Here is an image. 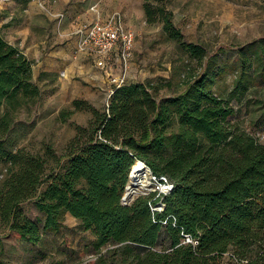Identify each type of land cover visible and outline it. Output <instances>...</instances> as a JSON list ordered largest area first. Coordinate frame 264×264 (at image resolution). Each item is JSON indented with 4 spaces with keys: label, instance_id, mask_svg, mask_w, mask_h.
Listing matches in <instances>:
<instances>
[{
    "label": "trees",
    "instance_id": "16d2710c",
    "mask_svg": "<svg viewBox=\"0 0 264 264\" xmlns=\"http://www.w3.org/2000/svg\"><path fill=\"white\" fill-rule=\"evenodd\" d=\"M162 1L144 0L146 23L162 24L167 38L202 66L206 51L183 40ZM250 56L239 50L248 68L256 58ZM32 67L0 33V162L7 165L0 221L21 241L36 245L43 234L58 233L69 214L95 238L93 264H235L230 252L237 264H264V144L232 123L234 109L211 90L206 73L161 100L149 84L126 83L112 88L103 111L73 101L74 111L90 109L92 118L77 127L67 164L61 167L60 158L46 173L42 157L11 153L6 144L13 111L40 95ZM138 161L174 183L160 212L150 207L159 201L154 193L122 203ZM130 184L140 191L132 177ZM30 199L43 221L25 216L21 205Z\"/></svg>",
    "mask_w": 264,
    "mask_h": 264
},
{
    "label": "rangeland",
    "instance_id": "374dc122",
    "mask_svg": "<svg viewBox=\"0 0 264 264\" xmlns=\"http://www.w3.org/2000/svg\"><path fill=\"white\" fill-rule=\"evenodd\" d=\"M0 1L12 5L6 10L8 13L0 12V33L32 61L33 82L40 89L37 100L24 102L13 111L12 128L6 136L7 149L11 153L42 157L49 173L67 155L77 127H86L92 118L90 109L74 111L73 101H83L99 111L106 109L112 79L122 74L123 67L112 54L108 72L111 76L93 62L83 72L78 71L80 68L47 69L48 58L54 57L52 51L68 47L67 29L76 18H70L72 6L87 9L97 0ZM143 4L144 0H102L101 4L104 9L121 11L136 35L126 83L149 84L156 90L157 100H161L182 94L191 82L190 76L206 73L211 90L234 109L232 123L264 144V0H163L160 3L172 13L183 40L206 51L202 66L167 38L162 24L146 23ZM59 14L63 15L62 19L57 17ZM66 21H69L67 28ZM17 26L28 29L26 37L19 38L8 31ZM31 49L37 50L34 56L29 54ZM239 50L256 57L251 68L242 65ZM56 59L72 61L70 57ZM218 69L220 74L213 76V71ZM67 111L73 113L64 119L63 113ZM66 164L67 159L63 158L60 166ZM6 167L5 162H0V181L5 177ZM127 185V194L132 192L130 198L140 193L129 182ZM21 207L29 219L43 221L34 199ZM94 240L91 232L69 214L64 216L58 233L43 234L36 245L21 241L0 221V254L5 264H93L97 258Z\"/></svg>",
    "mask_w": 264,
    "mask_h": 264
},
{
    "label": "built area",
    "instance_id": "2783aa9c",
    "mask_svg": "<svg viewBox=\"0 0 264 264\" xmlns=\"http://www.w3.org/2000/svg\"><path fill=\"white\" fill-rule=\"evenodd\" d=\"M91 11L95 12L94 19L88 23L77 25L70 34L74 37L73 59H78L80 55H84L90 59L98 69L109 74V59L112 54H115L116 59L120 61L123 67L122 74L118 78L112 79L113 87L119 88L126 84L127 81L128 69L136 43L135 32L126 25L125 19L120 12L110 13L102 19L97 12V4L91 7ZM57 17L62 19L63 15L59 14ZM109 75L111 76V74ZM112 93L113 90H111L109 97ZM134 166L135 164L130 170L129 181L133 175ZM143 173L144 176H147L149 184L144 186V189L139 194H135L137 196L133 195L130 201H127V185L122 197V203L124 205H130L136 197L141 195L147 196L154 193L159 201L157 205H151L150 207L152 211L160 212L164 209V198L171 194L174 189V183L165 176L156 175L144 162L142 169L137 171L139 176ZM139 176H137V178ZM186 242L191 243L192 241L187 238ZM226 256L230 258L233 263H238V259L233 252L227 253ZM240 264H247V262L241 261Z\"/></svg>",
    "mask_w": 264,
    "mask_h": 264
},
{
    "label": "crops",
    "instance_id": "0c3cea01",
    "mask_svg": "<svg viewBox=\"0 0 264 264\" xmlns=\"http://www.w3.org/2000/svg\"><path fill=\"white\" fill-rule=\"evenodd\" d=\"M65 1H70V0H65ZM30 3H29V5H30ZM96 4H97V12H98L99 16L102 19H104L108 14L113 13V12H120L122 14V12L119 11V10L104 9L102 7V5H101L102 4V0H97V1L93 2L89 6V8H87V9L86 8H78L76 5H73L72 9H71L70 18L72 16H75L76 18H74L71 21V23L69 24V28L67 29L68 31H67L66 35L71 34L72 31L76 28L77 25L88 23V22H90V21H92L94 19L95 12L91 11V7L95 6ZM35 5L36 4L34 3V6ZM11 8H12V5H10V4H8V5L0 4V12L2 11L3 14L8 13L6 10H10ZM32 8H34V7H32ZM123 17H124V15H123ZM124 19H125V17H124ZM68 23H69V21H66V23L64 24V27L66 26V28H67L68 27ZM8 31L11 32L14 36L17 35L19 38L26 37V34H28V29L25 26L13 27V28H10ZM6 40L10 44L16 46L13 42H10L8 39H6ZM66 40L69 41L68 47L66 49L57 48L56 50L52 51V55L54 57L48 58V60H47V64H48L47 65V69L55 71V70H59V69H61L63 67H67L68 71H72L74 69L76 70V68H80V70H78L80 72H81V70H82V72H83V70H87L86 66L92 61L90 59H88L84 55H80L78 57V59H73L74 37L70 35V37H66ZM36 52H37L36 49L29 50V54H33L32 56H34L36 54ZM56 57L65 58L64 60H67L66 57H68V58L70 57L72 61H67V62L66 61H62V60L58 61L56 59Z\"/></svg>",
    "mask_w": 264,
    "mask_h": 264
},
{
    "label": "bare ground",
    "instance_id": "6f19581e",
    "mask_svg": "<svg viewBox=\"0 0 264 264\" xmlns=\"http://www.w3.org/2000/svg\"><path fill=\"white\" fill-rule=\"evenodd\" d=\"M143 167V162L138 161L137 164L134 166L133 170V175H132V181L134 182V184L139 187H137L140 191H142L144 189V186H147V184H149L148 178L144 173L142 175L139 176V174H137V171H140ZM135 173V174H134ZM136 175V176H135ZM137 176H139L137 178ZM130 183V181H129ZM132 195V192H129L127 194V197H130Z\"/></svg>",
    "mask_w": 264,
    "mask_h": 264
},
{
    "label": "water",
    "instance_id": "95a60500",
    "mask_svg": "<svg viewBox=\"0 0 264 264\" xmlns=\"http://www.w3.org/2000/svg\"><path fill=\"white\" fill-rule=\"evenodd\" d=\"M131 200V198L130 197H127V201H130Z\"/></svg>",
    "mask_w": 264,
    "mask_h": 264
}]
</instances>
